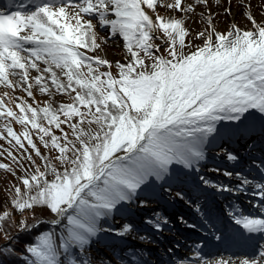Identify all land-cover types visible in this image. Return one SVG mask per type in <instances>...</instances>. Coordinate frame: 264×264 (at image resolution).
<instances>
[{
    "label": "snow or ice",
    "instance_id": "6c2138e0",
    "mask_svg": "<svg viewBox=\"0 0 264 264\" xmlns=\"http://www.w3.org/2000/svg\"><path fill=\"white\" fill-rule=\"evenodd\" d=\"M203 3L207 6L208 0ZM181 4L174 0L167 7L194 12ZM8 7L17 10L0 11V86L33 100L38 89L50 97L67 95L71 102L41 107L17 98L14 110L0 98V140L14 150L5 149V158L24 171L21 186H14L12 207L20 214L40 210L54 217L19 222V231L34 239L22 251L0 246V264L8 258L22 264H92L86 255L103 234L124 238L134 231L131 223L119 231L105 226L125 205L155 194L158 186L171 192V185L186 184L225 135L264 138V25L253 16L247 19L254 30L233 25L224 32L209 16L197 33L202 46L186 51L190 33L185 21L160 16L157 0H28ZM98 27L127 42V62L116 63L117 75L111 62L89 54L101 48ZM34 136L55 154H42ZM226 158L240 159L232 152ZM12 164L0 163V169L15 176ZM237 179L233 187L201 174L186 202L197 204L205 188L221 194L254 188L264 198V182ZM175 194L185 200L183 190ZM260 208L264 213V204ZM196 212L215 241L260 249L250 259L229 257L212 264H264V244L256 239H264V215L251 216L234 206L226 219L240 230L229 233L210 209L198 205ZM11 220L12 213L0 215V234L9 240L14 239L7 232ZM146 223L163 231L169 221L157 214ZM196 247L191 264H209Z\"/></svg>",
    "mask_w": 264,
    "mask_h": 264
},
{
    "label": "rangeland",
    "instance_id": "374dc122",
    "mask_svg": "<svg viewBox=\"0 0 264 264\" xmlns=\"http://www.w3.org/2000/svg\"><path fill=\"white\" fill-rule=\"evenodd\" d=\"M172 3H174V0H157L158 14L165 19L176 18V19L184 20L185 26L189 30V33H190V35L186 37V39H190L194 43H196L197 44L196 47L202 46L203 44L202 39H197V33L205 29L209 16L212 18V22L214 23L216 29L221 32L230 30L233 25L239 26L242 30H249V31L254 30L255 26L251 24V22L247 19L248 16H253L257 20L258 23H261L262 25H264V0H208L207 6H205V4L203 3V0H182L181 7L186 8L189 5H191L195 9L194 12L192 13H186L182 11H177L175 9H169L167 5L172 4ZM228 9L231 10V14H226V10ZM97 42L101 44V48L98 49L96 53H89V54L99 55L101 58L107 59L109 62H111L113 64L112 72L113 70H117L115 67L116 63H126L127 62L128 53H127V48L125 46L127 42L124 41L122 36L112 37L108 30L102 27H98ZM157 43H160V42L158 41ZM196 47L192 49H186V51L195 50ZM101 70L103 71L105 69H101ZM32 75L35 76L36 73L33 72ZM33 91H34V96H35L34 100L32 98L27 97L26 93H24L23 91H20V90L13 91L11 89H6L3 86H0V98H5V102L8 103L9 107H13L14 110H15L14 104L16 102H19L17 98L27 99L28 102L32 103L34 106L39 104L41 107H43L49 102H52L54 107L58 106L59 104H66V103L71 102V97L67 95H64V96L57 95L54 97H50V96H46L40 93L38 89H34ZM5 93L8 94L7 97H5ZM3 124H4V121L0 120V129H3ZM12 126L14 127V122ZM5 149L14 151L11 148V146L8 144L7 140H0V152L5 153L4 156H0V163L11 164V160L5 158L6 157ZM223 150L224 149H221L220 151H223ZM215 153H217V151ZM220 156H223L224 158L226 156V152ZM27 163L28 162H25V165ZM13 169L16 172L15 176H13L9 172H6L0 169V197H1L2 192H4L7 187V182L10 179L16 178L21 174L22 168H17L16 165H13ZM209 169H210V165H207V166L203 165L201 172L194 173L193 178H195L198 181L199 175L202 174L207 179L212 181L213 183L223 182L222 181L223 179L218 178L217 175L218 174L223 175L225 171H218L214 175L212 173L208 174ZM189 178H190V182L192 185L193 178H191L190 174H189ZM228 181H229L228 185L233 186V187L240 183V180L237 179V176L235 175L233 177H229ZM163 186L164 185L158 186L153 196H161L162 194L167 199V201L172 203L171 205H173L174 202H180V203L188 205L189 207L191 205L192 206L196 205L194 207L198 206V202L197 204H191V205L188 204L186 201L189 198L185 197V200H180L179 197L170 195L169 193L171 192L165 191V188ZM210 190L213 192L212 198L210 200L212 201L216 199L218 202H222V204H219V205L225 211L227 210V203H230V202L232 203L231 199H234L233 196L242 194V193H239V194L223 193L221 194L219 192H216L213 189H210ZM251 193H252L251 191L245 192V194H249L248 196H252L253 194ZM233 204H237V203L233 202ZM124 208L125 210L132 211L134 215H144V213H146L147 218L141 219L143 222L149 219H155L157 214H159L162 217L164 216L162 210H160V206L158 203H156L155 201H153L152 203V201L146 198H143V197L140 199H137L134 203L130 205H125ZM131 216L132 215H129L126 219L115 217L111 219L109 224L107 222L105 226L111 227L117 231L122 230L123 226L125 225L124 222L132 223V225L136 227L137 226L142 227L141 223H137ZM174 216H176L175 212H174ZM195 216H199V215H195ZM199 218H202V217L199 216ZM176 219L177 218H175L173 222H171L170 225H175ZM178 225H181V224L178 223ZM164 226L166 225H163V231L155 230L150 225L146 226L148 231L155 230L158 232V234L155 235L158 238L157 239L158 243L155 244L156 250L155 251L152 250V249H155L154 244L151 243L152 244L151 245L150 243H148L150 247L149 248L150 250L148 252H151V255H148V256L151 259H153L152 261H154V263L158 262L156 259L153 258L155 257V255L160 256L159 258L160 262L158 263L167 264L170 261L173 263L179 262V260L176 257H174L173 255L171 256V252H172V246H175L176 248H180V246L175 245L174 242H171L169 244L166 243L164 235H162V234H166L168 235V238H171L170 236H174L175 233L171 231L167 232V230L169 229H167ZM135 234H136V231L134 229V231L126 237L133 238L132 236H135ZM104 237H109L111 239L115 237L116 240L118 238H121L115 235L103 234L100 239L103 240ZM135 241H137V245L130 244L124 247L130 246V247L135 248L139 246L138 243L140 242V240L136 239ZM170 244H171V247H170ZM110 245L113 247L114 251H117V252L119 251L117 256L115 255L117 254V252H113L112 249L108 250L104 248L101 243L95 242L89 249V252L87 253L86 258L92 260V264H108L109 259H111L112 264H130L129 262H127L126 260H123L122 258V254L123 252L128 250L127 248H123L122 245L117 246V244H112V243H110ZM129 251L133 252L132 249Z\"/></svg>",
    "mask_w": 264,
    "mask_h": 264
},
{
    "label": "trees",
    "instance_id": "16d2710c",
    "mask_svg": "<svg viewBox=\"0 0 264 264\" xmlns=\"http://www.w3.org/2000/svg\"><path fill=\"white\" fill-rule=\"evenodd\" d=\"M186 44H189L190 47L187 49H192L196 47V43H194L192 40L187 39ZM166 55V53H165ZM146 63H151L150 61H146ZM118 70H115L113 75H117ZM66 127V126H65ZM18 134L23 132V128L21 126H18V131L15 130ZM57 135H59V132H56ZM34 140L37 143L38 147H40L42 154L44 155H54L55 153H51L48 149H45L43 145L39 143L38 138L34 136ZM35 158V157H34ZM37 162L40 163L39 158H36ZM12 164V162H11ZM14 164H12L13 167ZM28 166V163L25 165V167ZM24 175V171L22 169L21 174L13 179H10L7 182V187L4 192H2L0 197V215H2L4 212L12 213V220L7 228V232L11 234V236L14 239H5L4 234H0V246H9L12 247L14 250H23V246L34 239L33 236H29L26 233L19 231V222L28 220L31 221L33 216H37L40 219H53V216L50 212H41L40 210H28L24 214H20L18 211L14 210L12 207V200L14 197V186H21L19 182V177ZM23 190V189H22ZM42 229L46 230V226H42ZM4 264H22L21 261H15L12 262L11 258L5 259Z\"/></svg>",
    "mask_w": 264,
    "mask_h": 264
},
{
    "label": "bare ground",
    "instance_id": "6f19581e",
    "mask_svg": "<svg viewBox=\"0 0 264 264\" xmlns=\"http://www.w3.org/2000/svg\"><path fill=\"white\" fill-rule=\"evenodd\" d=\"M26 11H27V9H26ZM230 140H231V139H229V141H230ZM230 142H231V141H230ZM120 213L123 214V215H128L127 211H121ZM100 240H101V239H100ZM228 247H230V248H236L237 246H236V245H228ZM231 259L233 260L232 257H231ZM246 259H250V258H246ZM223 260H227V259L224 258ZM239 260H240V259H237V260H234V261L239 262ZM204 261H207V262H209V264H212V262H214V261H218V260L206 259V260H204ZM184 264H191V263H184Z\"/></svg>",
    "mask_w": 264,
    "mask_h": 264
}]
</instances>
